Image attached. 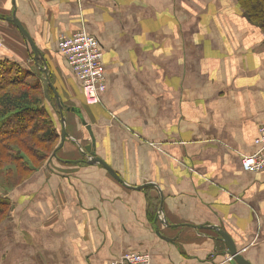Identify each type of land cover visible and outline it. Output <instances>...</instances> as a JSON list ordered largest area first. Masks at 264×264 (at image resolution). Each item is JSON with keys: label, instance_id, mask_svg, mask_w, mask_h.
Wrapping results in <instances>:
<instances>
[{"label": "crops", "instance_id": "1", "mask_svg": "<svg viewBox=\"0 0 264 264\" xmlns=\"http://www.w3.org/2000/svg\"><path fill=\"white\" fill-rule=\"evenodd\" d=\"M11 16L63 105L81 110L96 157L127 186H151L127 188L87 164L72 140L84 147L90 136L65 111L57 158L11 197L0 264H111L125 252L150 264H232L213 227L264 264V170L241 165L264 125V33L238 0H0V68L42 76ZM80 31L103 54L106 89L94 105L57 48ZM51 94L43 104L60 133Z\"/></svg>", "mask_w": 264, "mask_h": 264}, {"label": "trees", "instance_id": "2", "mask_svg": "<svg viewBox=\"0 0 264 264\" xmlns=\"http://www.w3.org/2000/svg\"><path fill=\"white\" fill-rule=\"evenodd\" d=\"M238 5L264 33V0H238ZM22 70L0 68V223L8 207L3 195L52 158L60 140L43 104L42 84L30 83L29 71ZM55 112L59 119L57 109Z\"/></svg>", "mask_w": 264, "mask_h": 264}, {"label": "built area", "instance_id": "3", "mask_svg": "<svg viewBox=\"0 0 264 264\" xmlns=\"http://www.w3.org/2000/svg\"><path fill=\"white\" fill-rule=\"evenodd\" d=\"M3 46L0 39V48ZM57 48L80 81L85 102L88 105L97 104L100 94L106 89L103 54L98 40L80 31L71 36L60 37ZM255 143L258 151L241 159L242 168L248 172L264 170V125L259 128ZM111 264H150V258L147 253L125 252Z\"/></svg>", "mask_w": 264, "mask_h": 264}, {"label": "water", "instance_id": "4", "mask_svg": "<svg viewBox=\"0 0 264 264\" xmlns=\"http://www.w3.org/2000/svg\"><path fill=\"white\" fill-rule=\"evenodd\" d=\"M244 17L247 18L246 15H244ZM5 20L8 22H11L17 28L19 33L22 35V37L27 41V43L31 47L33 54H34V56H33L34 63H35V65L38 66L40 72L42 73L41 82H42V85L44 87L45 98L48 101H51L50 97H49V90H50L53 93L55 100L57 102V112L59 114V122H60V128L61 129H60V142H59L58 146L56 147V149L52 153L53 157L57 158L56 152L59 151L60 149H62L64 142H65V139L69 138V136L66 132V118H65L64 114H65V111L66 112H72L74 115H76L80 124L83 127H85V129L87 130V132L90 136V140H91L90 144H88L84 147L79 145L78 143H76L74 140H72V142H74L77 145L79 153L82 155L83 158H85L87 164H89V165H95V164L101 165L114 179H116L119 183H121L123 186H125L127 188H131L134 190H142L145 187L151 186L149 184H145L143 186H138V187L127 186L124 183V181L102 159H100L99 157H96L95 150H94L95 139H94V136L92 135L90 126H88L87 122L85 121V119L83 117L81 110L77 109L75 107H65L63 105L57 90L54 88V86L52 85V83L48 79L47 66L45 64L43 65V67H40L38 65L39 61H43V57L41 56L40 52L36 48L33 40L30 37V35L27 33V31L23 28L21 23L14 16L7 17V18H5ZM64 162H69V161H64ZM160 212H161V209H160ZM165 225H167V223ZM167 226L174 227V226H170V225H167ZM213 229L215 231H217V233L219 235L218 239L221 240L225 244V246L227 248V255L230 257V262L232 264H250L249 261L247 259H245V257L236 249L233 241L231 240V237L227 233L223 232L222 230H219L216 227H213Z\"/></svg>", "mask_w": 264, "mask_h": 264}, {"label": "rangeland", "instance_id": "5", "mask_svg": "<svg viewBox=\"0 0 264 264\" xmlns=\"http://www.w3.org/2000/svg\"><path fill=\"white\" fill-rule=\"evenodd\" d=\"M23 71H28V70H25V69H23L22 70V72ZM39 72H37L35 69H29V77H28V81L30 82V83H37V82H39V83H41V75L40 74H38ZM42 84V83H41ZM43 87V86H42ZM43 94H44V92H43ZM44 102V101H43ZM57 128H58V126H56ZM59 131V130H58ZM50 159H52L51 157L48 159V161L50 160ZM47 162V161H46ZM45 162V163H46ZM44 165V164H43ZM42 165V166H43ZM41 166V167H42ZM40 167V168H41ZM39 167L38 168H36L35 169V171L32 173V174H34L35 172H37L39 169H40ZM32 174L29 176V177H31L32 176ZM29 177L23 182V183H25L28 179H29ZM22 183V184H23ZM22 184H20V185H22ZM19 186H16V188H13V190H11V191H9L8 192V194H6V195H3L4 196V198H6L7 200H8V207H7V213H6V215H5V218H8L13 212H15V210H17V203H15V201H14V199H12L11 197L12 196H15L16 194H17V192H16V189L18 188ZM21 192H22V194L24 195V196H26V197H29V185L26 187V188H24V190H21ZM28 205H29V202L27 203ZM5 220V219H4ZM3 220V221H4Z\"/></svg>", "mask_w": 264, "mask_h": 264}]
</instances>
